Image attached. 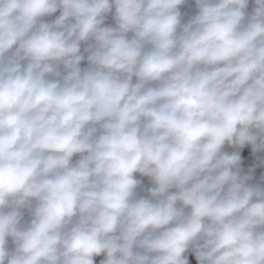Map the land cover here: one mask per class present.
<instances>
[{
  "label": "clouds",
  "instance_id": "9594fccd",
  "mask_svg": "<svg viewBox=\"0 0 264 264\" xmlns=\"http://www.w3.org/2000/svg\"><path fill=\"white\" fill-rule=\"evenodd\" d=\"M264 264V0H0V264Z\"/></svg>",
  "mask_w": 264,
  "mask_h": 264
},
{
  "label": "water",
  "instance_id": "95a60500",
  "mask_svg": "<svg viewBox=\"0 0 264 264\" xmlns=\"http://www.w3.org/2000/svg\"><path fill=\"white\" fill-rule=\"evenodd\" d=\"M191 264H195L194 258L190 257Z\"/></svg>",
  "mask_w": 264,
  "mask_h": 264
}]
</instances>
